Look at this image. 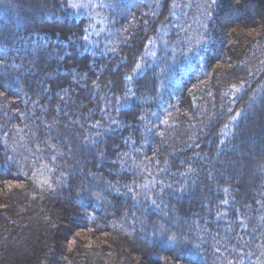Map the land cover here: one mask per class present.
Segmentation results:
<instances>
[{
  "label": "trees",
  "instance_id": "16d2710c",
  "mask_svg": "<svg viewBox=\"0 0 264 264\" xmlns=\"http://www.w3.org/2000/svg\"><path fill=\"white\" fill-rule=\"evenodd\" d=\"M98 8L0 0V264H264V0Z\"/></svg>",
  "mask_w": 264,
  "mask_h": 264
},
{
  "label": "rangeland",
  "instance_id": "374dc122",
  "mask_svg": "<svg viewBox=\"0 0 264 264\" xmlns=\"http://www.w3.org/2000/svg\"><path fill=\"white\" fill-rule=\"evenodd\" d=\"M104 0H70L72 9L76 15L86 14L93 18L89 33L92 35V42L99 41L106 30L105 15L99 10L98 4ZM248 10V8L246 7Z\"/></svg>",
  "mask_w": 264,
  "mask_h": 264
}]
</instances>
